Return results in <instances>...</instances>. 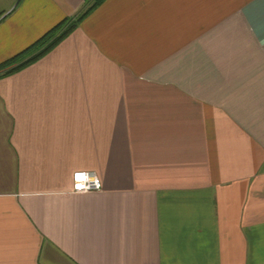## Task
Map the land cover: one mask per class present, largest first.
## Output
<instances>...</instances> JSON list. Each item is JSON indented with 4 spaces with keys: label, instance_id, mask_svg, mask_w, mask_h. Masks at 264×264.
Instances as JSON below:
<instances>
[{
    "label": "crops",
    "instance_id": "1",
    "mask_svg": "<svg viewBox=\"0 0 264 264\" xmlns=\"http://www.w3.org/2000/svg\"><path fill=\"white\" fill-rule=\"evenodd\" d=\"M83 10L0 0V63ZM0 264H264V0H103L0 78Z\"/></svg>",
    "mask_w": 264,
    "mask_h": 264
},
{
    "label": "trees",
    "instance_id": "2",
    "mask_svg": "<svg viewBox=\"0 0 264 264\" xmlns=\"http://www.w3.org/2000/svg\"><path fill=\"white\" fill-rule=\"evenodd\" d=\"M103 0H83L84 10L75 18H63L29 46L0 63V78L14 74L48 53Z\"/></svg>",
    "mask_w": 264,
    "mask_h": 264
},
{
    "label": "built area",
    "instance_id": "3",
    "mask_svg": "<svg viewBox=\"0 0 264 264\" xmlns=\"http://www.w3.org/2000/svg\"><path fill=\"white\" fill-rule=\"evenodd\" d=\"M100 190V183L93 172L80 171L72 174L71 192L80 194L98 192Z\"/></svg>",
    "mask_w": 264,
    "mask_h": 264
}]
</instances>
